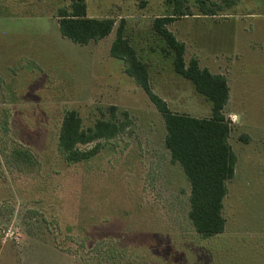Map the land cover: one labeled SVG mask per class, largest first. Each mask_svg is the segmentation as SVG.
<instances>
[{"label": "rangeland", "instance_id": "374dc122", "mask_svg": "<svg viewBox=\"0 0 264 264\" xmlns=\"http://www.w3.org/2000/svg\"><path fill=\"white\" fill-rule=\"evenodd\" d=\"M229 3L87 0L90 17L116 21L113 37L124 24L153 92L172 112L212 116V103L175 72L153 27L178 6L189 15L167 28L185 43L186 64L196 57L229 82L223 113L235 176L227 183L225 231L205 239L189 218L190 183L171 162L164 117L111 55L109 36L87 45L62 36L56 15L69 0H0V264H264V54L253 70V106L236 85L232 55L236 48L239 64L248 61L238 37L264 36V0ZM68 111L85 129L113 115L120 123L127 114L130 124L101 141L92 160L67 164L58 143ZM109 249L117 254L110 261Z\"/></svg>", "mask_w": 264, "mask_h": 264}, {"label": "trees", "instance_id": "16d2710c", "mask_svg": "<svg viewBox=\"0 0 264 264\" xmlns=\"http://www.w3.org/2000/svg\"><path fill=\"white\" fill-rule=\"evenodd\" d=\"M69 1L70 6L61 8L56 15L62 36L76 44L87 45L92 41L103 40L113 32L116 23L114 19L89 17L87 0ZM233 5H236V0H230L226 7ZM178 7L175 9L178 11L176 14L156 18L153 27L174 56L175 72L191 81L196 91L212 103L210 118L174 113L165 100L153 92L148 65L140 59L137 50L125 36L123 23L117 29L111 55L124 62L126 73L143 88L163 115L167 131L165 144L170 151L171 162L181 165L190 183L189 218L196 232L208 239L225 231L223 209L228 194L227 183L235 176L237 156L229 143L230 121L223 113L229 101V86L225 77L202 68L196 57L186 64L185 43L180 42L167 28L176 18L189 15L183 12L182 7ZM202 12L208 15L205 9ZM125 117V122L118 123L113 115L112 119L99 120L94 127L85 129L76 111L66 112L58 143L65 162L78 164L95 158L103 148L101 141L114 139L129 126L128 115L125 114ZM91 144L95 146L90 149L80 148ZM22 154L26 155L24 152ZM105 240L110 243L113 239ZM107 255L110 261L117 254L109 249Z\"/></svg>", "mask_w": 264, "mask_h": 264}, {"label": "crops", "instance_id": "0c3cea01", "mask_svg": "<svg viewBox=\"0 0 264 264\" xmlns=\"http://www.w3.org/2000/svg\"><path fill=\"white\" fill-rule=\"evenodd\" d=\"M88 15H89V13H88ZM89 17H90V15H89ZM251 17H252V15H251ZM94 18H96V17H94ZM57 24H58V27H59V20L58 19H57ZM115 26H116V23H115ZM114 30H115V27H114ZM114 30L109 35V40H110V45L111 46H112V44H113V42H114V40L116 38V36L113 37ZM124 34H125V36H127L125 28H124ZM238 39L246 40V38H240V37H238ZM235 40H237V39L235 38ZM244 40L242 41L243 44H244V46L242 47V50L245 49L244 51H245L246 55L249 56L248 57V61L247 60H245V61L243 60V62H242V60H240V64H239L238 55H240V52H238V49H236V48H234L235 52H233V54H232L235 57L237 56V58L235 59V63H234V66H235L234 68L236 69V70L234 69V72L236 74L235 75L236 76L235 82H236L237 87L239 85H241V90L245 93V96L248 98L249 105L253 106L252 101L254 100V94H253V91H251L252 86H253L252 76H253L254 67H256L262 61V54H264V36H259V37H256L255 39H249V40H246V41H244ZM235 44L237 45V43H235ZM258 44H259V48H258ZM255 45L257 46L256 50H255ZM221 51H223V54H224L225 57L230 55L229 52H227L226 49H223V50L221 49ZM246 68H249L248 72H247ZM212 74H214V73H212ZM214 75H221V76L225 77V74H214ZM247 77H249V79L251 80V82H249V84H248V85H250L249 87H247V81H246ZM243 78H245V82L241 81V79H243ZM227 83H228V86H229V101H228V103H230V101L232 100V91H231V87L229 85L228 80H227ZM239 88H240V86H239ZM239 88H238V90H239ZM248 88H249V90H248ZM247 92H249V93H247ZM247 94H248V96H247ZM234 96H235L236 100L239 99V95L238 94L236 95V93H235ZM260 126L263 127V125L256 124V128H260ZM249 139H250V137H249ZM229 143H230V137H229ZM231 147H232V145H231Z\"/></svg>", "mask_w": 264, "mask_h": 264}]
</instances>
